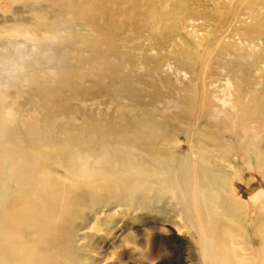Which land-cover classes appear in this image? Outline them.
Returning <instances> with one entry per match:
<instances>
[{
	"label": "bare ground",
	"instance_id": "obj_1",
	"mask_svg": "<svg viewBox=\"0 0 264 264\" xmlns=\"http://www.w3.org/2000/svg\"><path fill=\"white\" fill-rule=\"evenodd\" d=\"M4 1L0 264H88L87 210L154 202L201 264H264V9L247 7L249 25V0ZM13 3H31V19ZM198 18L213 36L194 52L175 34ZM21 98L47 118L23 115Z\"/></svg>",
	"mask_w": 264,
	"mask_h": 264
},
{
	"label": "rangeland",
	"instance_id": "obj_2",
	"mask_svg": "<svg viewBox=\"0 0 264 264\" xmlns=\"http://www.w3.org/2000/svg\"><path fill=\"white\" fill-rule=\"evenodd\" d=\"M75 1L82 3L88 0ZM221 1L228 5L236 2V0ZM6 4L7 2L0 0V26L11 17V11L7 10ZM13 4V11L15 10L23 17L31 19V3ZM247 7L254 10L264 9V0H249L247 6L243 4L240 6L239 18L245 24L250 25L253 22L246 14ZM92 9L96 10V6L92 7ZM17 12L15 13L17 14ZM262 13L260 15L264 19V13ZM107 14L108 11L104 15H99L97 11L94 12V15L99 19L107 17ZM10 23L9 21L6 22L7 25ZM213 23L214 21H207L201 18H198V21L193 24L191 22L186 24L179 22L175 34L177 43L180 46L186 45L194 52L197 51L206 40L213 36L211 33ZM255 30L260 31L261 28L257 26ZM43 32L44 30L41 31V34ZM10 34V29L3 32L5 36ZM259 34L261 35V40H258V43L262 46L263 53L261 55H263L264 31ZM233 39L236 43H240L239 36H234ZM81 43L82 40L80 39L75 45ZM74 52H77V49H74ZM260 61L256 65L253 64L251 66L250 75L252 80L258 76L256 70L261 66ZM72 62L74 63L73 57L68 60L69 64H73ZM74 69L76 70L75 66ZM36 71L41 73L42 70L37 67ZM21 101L24 103L22 108L23 115H26L27 118H31L33 115L36 116V114H39L42 120L47 118V114H40L39 111L36 112L37 108L32 100L21 98ZM77 119L82 121V115L78 114ZM261 126L260 122L256 124V128H261ZM262 136L264 138V131L262 132ZM181 150V152L185 153L187 151L186 145H183ZM245 174L238 177L239 182H249L255 178L254 173L251 171L246 170ZM243 200L245 201L246 199ZM161 206H163L162 202H154L147 207L132 205L117 208L113 206L112 211L118 210V213L109 219L106 217L108 214L106 212L107 209L104 211L105 214L98 213L97 216L95 212L90 213L91 211L87 210L86 212L89 213H87L85 219L80 217L79 220L83 219L85 221L81 226H85L84 233H86V236L88 233L86 240H80V248L90 254L88 264H201L189 229L177 222L178 216L176 213L163 209ZM123 210L126 211L124 212ZM96 224H98L99 230L92 228ZM89 225L90 228H87ZM251 244L250 249L253 254L262 248V241L258 236L254 237V240H251ZM254 264H261L259 257H254Z\"/></svg>",
	"mask_w": 264,
	"mask_h": 264
}]
</instances>
